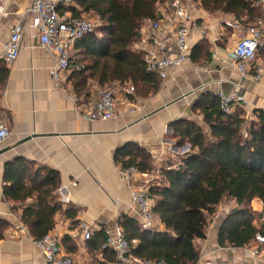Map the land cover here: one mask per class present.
Returning a JSON list of instances; mask_svg holds the SVG:
<instances>
[{"label": "crops", "instance_id": "1", "mask_svg": "<svg viewBox=\"0 0 264 264\" xmlns=\"http://www.w3.org/2000/svg\"><path fill=\"white\" fill-rule=\"evenodd\" d=\"M1 1L6 14L0 20V118L9 136L0 145L6 149L0 155V218L9 226L0 240V264L46 263L43 251L21 220L23 205L4 195L8 161L23 157L35 169L58 172L55 195L62 207L50 232L60 236V251L77 264H100L105 261L104 252L90 246L91 242L96 246L100 243L95 233L106 229L114 232L124 215L143 225L144 213L133 201V188L150 186L159 179L163 166L178 162L190 150L189 144L178 145L171 125L186 119L208 129L203 116L194 109L203 94H242L248 102L244 109L249 117L255 109L264 110V78L256 80L252 68L242 75L233 64V47L243 34L234 25L254 23L262 15L259 6L257 17L249 21L247 16L237 19L223 11L211 13L194 0L198 9L187 61L172 69L158 90L148 95L136 92L131 82H113L117 87V118L91 121L84 114L96 104L98 88L103 85L89 79L85 91L79 92L70 79L74 68L84 66V56L74 46L71 71L55 80L51 74L54 56L39 45L34 30L27 27L18 58L8 64L4 45L17 22L30 23L26 9L32 0ZM125 87H131L133 94L126 93ZM132 143L151 155L154 170L140 171L139 176L127 180L119 152ZM26 183L31 184L30 180ZM35 201L36 194L24 204ZM255 203L258 209L263 208L261 200ZM83 226L91 228L92 240L84 239ZM220 227L215 237L197 240L203 260L212 264H263V253L253 259L242 250L221 247ZM153 228L164 229L157 215Z\"/></svg>", "mask_w": 264, "mask_h": 264}, {"label": "trees", "instance_id": "2", "mask_svg": "<svg viewBox=\"0 0 264 264\" xmlns=\"http://www.w3.org/2000/svg\"><path fill=\"white\" fill-rule=\"evenodd\" d=\"M75 1L76 16L84 13L99 21L95 32L75 45L85 61L83 67L74 68L71 73L75 89L85 91L87 81L95 79L103 86L115 81L131 82L142 95L157 91L161 79L147 72L142 54L134 49V44L140 37L142 21L157 18L158 4L171 0ZM199 2L211 13L223 11L237 19L247 16L249 21L257 17L259 10L256 0ZM257 61L264 64V44L257 52ZM252 69L255 72V64ZM194 109L203 116L208 129L191 120L174 122L173 137L180 147L189 144L190 150L178 162L163 166L159 179L149 186L154 199L153 212L164 229L146 228L126 215L119 220L131 253L140 259L198 264L202 252L196 242L207 239L209 218L225 200H234L237 206L221 224L218 237L221 247L247 248L257 235L264 236V225L254 223L258 215L251 206L259 199L264 208V110L255 109L249 117L238 106L233 113H226L219 96L213 93L203 94ZM120 157L125 168L154 170L151 155L137 144L120 151ZM58 181V172L35 169L23 157L5 164L4 195L7 200L23 205L21 220L35 241L44 238L55 226V214L62 207L55 195ZM34 194L36 201L24 204ZM8 226V221L0 218V240ZM98 235V246L92 242L90 246L104 252L105 261L100 264L116 263L115 252L103 247L107 234L102 230L95 233Z\"/></svg>", "mask_w": 264, "mask_h": 264}, {"label": "built area", "instance_id": "3", "mask_svg": "<svg viewBox=\"0 0 264 264\" xmlns=\"http://www.w3.org/2000/svg\"><path fill=\"white\" fill-rule=\"evenodd\" d=\"M256 5L260 7L262 15L254 23L245 27L241 24L234 25L243 34L239 36L233 47L235 58L233 64L242 75L249 73L255 64L254 77L256 80H261L264 78V64L257 61V52L264 44V0H256ZM76 6L75 0H32L26 9L30 23L26 25L20 21L17 22L9 40L4 45L3 56L6 62L11 64L18 58L22 36L29 27L34 30L39 45L54 56L55 64L51 69V74L55 80H61L71 71L72 49L76 43L94 33L97 28L94 21L74 14L73 8ZM196 10L194 0H171L166 4H158L159 16L157 18L142 21L140 37L134 44V49L141 52L148 73L157 75L161 80H166L172 69L181 67L187 61L192 47L191 39ZM5 14V6L0 0V20ZM124 91L129 94L134 92L131 87H125ZM116 95L115 84L99 87L98 100L88 112H85L84 117L91 121L117 118ZM217 95L220 98L221 108L226 113H233L238 106L244 108L248 103L245 96L239 93L219 92ZM8 136L9 130L0 118V145ZM140 174L141 172L134 166L123 171V176L127 180H132ZM132 197L144 213L143 225L146 228H153L154 199L149 194V186H135L132 190ZM258 220L264 225V208L260 210ZM82 230L85 240L93 236L88 226H83ZM105 232L107 240L103 247L115 252L116 264H168L164 260L152 261L134 256L122 227L117 226L114 232L106 229ZM257 238L264 243V236L257 235ZM59 242L60 236L53 232L35 241L45 255V264H77L71 256L62 254ZM263 248H247L245 254L258 259ZM205 264L212 263L205 261Z\"/></svg>", "mask_w": 264, "mask_h": 264}, {"label": "rangeland", "instance_id": "4", "mask_svg": "<svg viewBox=\"0 0 264 264\" xmlns=\"http://www.w3.org/2000/svg\"><path fill=\"white\" fill-rule=\"evenodd\" d=\"M195 5L198 9V3L195 2ZM82 17L90 19L92 21H94L97 24V27L99 25V21L97 19V17L92 16V15H88V14H81ZM113 84V82L111 83ZM110 85V84H108ZM256 200H254L252 202V210L259 216L260 210L262 209H258L255 203ZM237 206L236 202L234 200H225L221 205L218 206L217 210H216V214L213 217L209 218V224H208V235L210 237H215V235L217 234L218 228L220 227V224L222 223V221L224 220V218L228 215V213L234 209ZM254 223L257 226H262V224L259 222L258 217L255 219ZM264 243H261L258 238L251 244V246L247 247L248 249H252L254 247H264L262 246ZM200 247V246H199ZM247 248H239L238 250H242L243 252H245V249ZM231 249H237V248H231ZM264 249V248H263ZM264 254V250L261 252ZM198 264H205V260H203L202 258H200Z\"/></svg>", "mask_w": 264, "mask_h": 264}, {"label": "water", "instance_id": "5", "mask_svg": "<svg viewBox=\"0 0 264 264\" xmlns=\"http://www.w3.org/2000/svg\"><path fill=\"white\" fill-rule=\"evenodd\" d=\"M6 151V149H0V155L2 154V153H4Z\"/></svg>", "mask_w": 264, "mask_h": 264}]
</instances>
